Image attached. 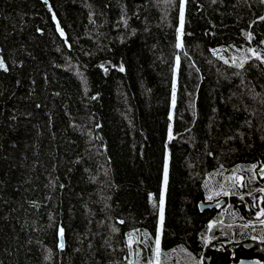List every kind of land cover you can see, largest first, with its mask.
<instances>
[{
  "label": "trees",
  "instance_id": "16d2710c",
  "mask_svg": "<svg viewBox=\"0 0 264 264\" xmlns=\"http://www.w3.org/2000/svg\"><path fill=\"white\" fill-rule=\"evenodd\" d=\"M0 64V264L264 261V0H0Z\"/></svg>",
  "mask_w": 264,
  "mask_h": 264
},
{
  "label": "water",
  "instance_id": "95a60500",
  "mask_svg": "<svg viewBox=\"0 0 264 264\" xmlns=\"http://www.w3.org/2000/svg\"><path fill=\"white\" fill-rule=\"evenodd\" d=\"M43 2H46V0H42ZM257 175L261 177V179L264 180V167L259 169L257 172ZM211 206H204V205H199L200 210L210 208ZM59 243H60V249H63L64 246V241L63 237L60 235L59 236ZM250 247V243L245 244L244 248L248 249ZM229 264H264V261H260L258 259H239L237 261H232Z\"/></svg>",
  "mask_w": 264,
  "mask_h": 264
},
{
  "label": "snow or ice",
  "instance_id": "6c2138e0",
  "mask_svg": "<svg viewBox=\"0 0 264 264\" xmlns=\"http://www.w3.org/2000/svg\"><path fill=\"white\" fill-rule=\"evenodd\" d=\"M3 65L0 64V67H2ZM160 211H161V220L163 219V197L161 196V199H160ZM264 214V213H262ZM61 234H62V230H61ZM156 244H157V250L159 249V239H157L156 241Z\"/></svg>",
  "mask_w": 264,
  "mask_h": 264
},
{
  "label": "rangeland",
  "instance_id": "374dc122",
  "mask_svg": "<svg viewBox=\"0 0 264 264\" xmlns=\"http://www.w3.org/2000/svg\"><path fill=\"white\" fill-rule=\"evenodd\" d=\"M164 180H165V178H164ZM164 186V185H163ZM160 220H161V215H160Z\"/></svg>",
  "mask_w": 264,
  "mask_h": 264
},
{
  "label": "bare ground",
  "instance_id": "6f19581e",
  "mask_svg": "<svg viewBox=\"0 0 264 264\" xmlns=\"http://www.w3.org/2000/svg\"><path fill=\"white\" fill-rule=\"evenodd\" d=\"M176 259V258H175Z\"/></svg>",
  "mask_w": 264,
  "mask_h": 264
}]
</instances>
